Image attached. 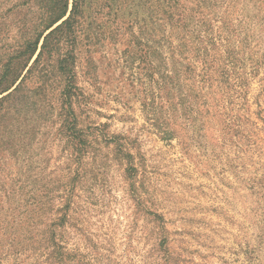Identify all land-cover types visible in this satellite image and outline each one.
Instances as JSON below:
<instances>
[{"label": "rangeland", "instance_id": "1", "mask_svg": "<svg viewBox=\"0 0 264 264\" xmlns=\"http://www.w3.org/2000/svg\"><path fill=\"white\" fill-rule=\"evenodd\" d=\"M177 1L195 18L137 19L131 55L121 32L90 42L96 69L40 64L8 101L0 264H264V0Z\"/></svg>", "mask_w": 264, "mask_h": 264}, {"label": "trees", "instance_id": "2", "mask_svg": "<svg viewBox=\"0 0 264 264\" xmlns=\"http://www.w3.org/2000/svg\"><path fill=\"white\" fill-rule=\"evenodd\" d=\"M8 1L11 2L9 11L22 13L19 20L21 34L18 44L8 53L2 71L0 70V121H5L9 114L8 101L22 90L25 81L40 64L45 76L64 73L71 75L73 80L76 69L83 72L80 59H84L86 63L84 73L89 74L90 69H96L92 59L98 50L87 48L90 42L115 38L121 32V38L126 37L128 40L123 54L131 55L134 49L132 41L135 46L140 44L134 38L131 39L132 29L138 24L137 19L143 27L145 21L153 26L157 24L156 21L166 19L172 25H181L180 23L195 18L186 13L187 10L180 8L177 0H163L158 10L151 8V0ZM87 11L94 14L93 19H88V22L84 16ZM103 18H106L110 25L105 24L106 22L103 26L96 24ZM61 45L64 46V60L63 63L56 64V61L52 62L50 59L54 53L62 56ZM32 93L37 94L35 91ZM34 127L29 125L26 130H21L34 136Z\"/></svg>", "mask_w": 264, "mask_h": 264}]
</instances>
